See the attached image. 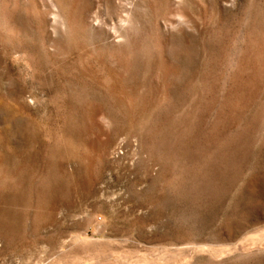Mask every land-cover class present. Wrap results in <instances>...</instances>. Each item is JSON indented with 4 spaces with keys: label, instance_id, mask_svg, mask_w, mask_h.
Listing matches in <instances>:
<instances>
[{
    "label": "rangeland",
    "instance_id": "obj_1",
    "mask_svg": "<svg viewBox=\"0 0 264 264\" xmlns=\"http://www.w3.org/2000/svg\"><path fill=\"white\" fill-rule=\"evenodd\" d=\"M0 264H264V0H0Z\"/></svg>",
    "mask_w": 264,
    "mask_h": 264
}]
</instances>
